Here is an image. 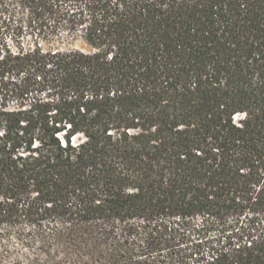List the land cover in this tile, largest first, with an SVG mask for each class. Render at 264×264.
<instances>
[{
  "label": "trees",
  "instance_id": "trees-1",
  "mask_svg": "<svg viewBox=\"0 0 264 264\" xmlns=\"http://www.w3.org/2000/svg\"><path fill=\"white\" fill-rule=\"evenodd\" d=\"M0 133V243L264 264V0H0Z\"/></svg>",
  "mask_w": 264,
  "mask_h": 264
},
{
  "label": "rangeland",
  "instance_id": "rangeland-1",
  "mask_svg": "<svg viewBox=\"0 0 264 264\" xmlns=\"http://www.w3.org/2000/svg\"><path fill=\"white\" fill-rule=\"evenodd\" d=\"M13 9V23L12 26L28 25L29 15L27 12L20 8L17 3L12 4ZM27 31V30H26ZM13 33V32H12ZM26 40L32 41L33 36L28 31L26 33ZM45 47L54 46L60 48H76L82 47L86 48L84 44L77 40L74 41L63 34L61 37H55L50 42L43 43ZM219 235L218 229H212L205 235H195L191 241L184 242L181 245L172 246H162L157 249H153L154 255H158L161 264H187L193 262V258L190 257L194 251L193 243L197 242V239L212 238ZM141 240L137 244L141 245ZM58 244H67V242H56L54 240L44 241L39 240L34 244V247H24L20 242H17L15 238L11 237L10 240L0 243V264H134V261L130 259H123L121 261H113L106 257H94L92 251L89 250H67L57 248ZM109 244V243H104ZM135 245V244H133ZM144 245V244H142ZM143 250L133 249L130 251H125L124 255H138L141 254ZM183 251L188 256L185 260L178 258L177 253ZM109 250H106L104 255H107Z\"/></svg>",
  "mask_w": 264,
  "mask_h": 264
},
{
  "label": "snow or ice",
  "instance_id": "snow-or-ice-1",
  "mask_svg": "<svg viewBox=\"0 0 264 264\" xmlns=\"http://www.w3.org/2000/svg\"><path fill=\"white\" fill-rule=\"evenodd\" d=\"M3 133H0V135H2Z\"/></svg>",
  "mask_w": 264,
  "mask_h": 264
}]
</instances>
